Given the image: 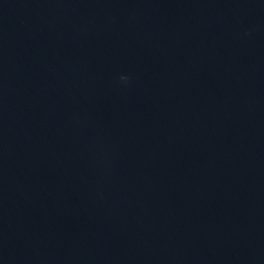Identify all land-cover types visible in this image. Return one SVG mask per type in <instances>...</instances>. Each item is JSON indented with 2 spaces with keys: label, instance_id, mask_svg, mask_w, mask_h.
Instances as JSON below:
<instances>
[{
  "label": "water",
  "instance_id": "95a60500",
  "mask_svg": "<svg viewBox=\"0 0 264 264\" xmlns=\"http://www.w3.org/2000/svg\"><path fill=\"white\" fill-rule=\"evenodd\" d=\"M0 264H264V0H0Z\"/></svg>",
  "mask_w": 264,
  "mask_h": 264
},
{
  "label": "clouds",
  "instance_id": "9594fccd",
  "mask_svg": "<svg viewBox=\"0 0 264 264\" xmlns=\"http://www.w3.org/2000/svg\"><path fill=\"white\" fill-rule=\"evenodd\" d=\"M120 79H121L122 81H125V82H126V81L128 80V77H127V76H121Z\"/></svg>",
  "mask_w": 264,
  "mask_h": 264
}]
</instances>
